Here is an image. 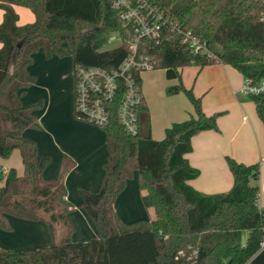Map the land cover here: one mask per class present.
I'll list each match as a JSON object with an SVG mask.
<instances>
[{
  "label": "trees",
  "instance_id": "1",
  "mask_svg": "<svg viewBox=\"0 0 264 264\" xmlns=\"http://www.w3.org/2000/svg\"><path fill=\"white\" fill-rule=\"evenodd\" d=\"M112 2L0 0V157L7 158L17 149L23 166L21 174L15 167L0 172V227L10 228L8 216L41 219L52 238L39 249L0 247V264H112L115 238H130V248L147 251L135 239L141 233L152 239L151 264H264V249L259 247L264 233V208L258 205L259 163L226 157L233 185L225 193L205 194L187 183L199 174L185 157L192 149L191 137L202 130L218 131L221 112L207 115L201 97L183 85L178 72L190 65L201 68L223 63L243 79L259 83L264 76V0H154L173 22L205 45V51L194 52L175 30H167L160 42H139V52L151 57L153 69H163L168 79L179 78L166 92H184L192 112L167 127L161 140H155L142 96L138 131L129 134L116 114L125 88L124 81H118L109 121L102 126L108 154L101 187L97 192L80 191V207L93 220L98 235L87 241L71 240L73 226L67 214L73 206L66 199L63 177L56 181L42 178L49 159L41 158L34 141L22 135L26 128H39L34 114L37 104H22L18 92L35 81L27 67L38 49L47 56H63L68 54L67 44L73 67L117 69L130 44L125 40L118 47L102 49L112 31L123 30ZM15 5L29 8L34 21L19 25ZM137 83L141 86V78ZM246 97L253 101L264 125V92ZM134 173L144 191L142 202L154 209V217L125 224L114 210V201ZM244 231L247 236L242 241Z\"/></svg>",
  "mask_w": 264,
  "mask_h": 264
},
{
  "label": "crops",
  "instance_id": "2",
  "mask_svg": "<svg viewBox=\"0 0 264 264\" xmlns=\"http://www.w3.org/2000/svg\"><path fill=\"white\" fill-rule=\"evenodd\" d=\"M14 10L24 17L21 21L18 15L19 25L31 23L35 19L34 14L30 18L25 10L17 5L14 6ZM2 18L3 11L0 9V22ZM181 75L184 85L191 88L196 96L201 97L202 109L207 115L221 112L217 118L218 131L202 130L191 137L192 149L185 157L199 174L187 183L205 194L225 193L233 185L226 157L245 164L257 162L260 164L258 205L264 208V125L256 113L253 101L242 99L241 95L236 94L243 84V76L230 65L223 63L201 68L186 66L181 68ZM67 81L65 88L62 89L67 98L61 101L59 90L54 88L50 79L45 80L43 108L38 113L34 111L39 128L34 129L37 132L31 130L33 128H26L22 135L34 141L41 158L49 159L42 169V178L45 181H56L63 177L66 199L71 205L73 202V207L67 214L73 226L71 240L87 241L95 238L98 233L93 220L80 207V191L97 192L100 189L108 151L104 130L75 118L71 100V96L74 99V77L71 80L68 74ZM176 99L181 104L173 107L163 106L161 114H156L152 109V100L151 108L146 103L150 135L153 139L161 140L167 127L173 122L187 119L192 112L191 104L183 98ZM19 100L25 104L21 95ZM158 116L160 125H156ZM12 153L15 160L19 159L21 162L19 151L15 149ZM9 167L14 166L0 165L4 174ZM19 167L15 168L21 174L22 163ZM134 179L133 177L130 182L127 181L114 201V210L125 224L149 221L154 217V209L144 206L142 202L144 191L139 189L137 177ZM13 217L15 216L7 217L10 226L8 230L0 227V247L14 251L39 249L52 242L46 221L43 225L39 222L41 219L33 221ZM246 236L247 231H244L242 241ZM135 237L136 240L142 241L147 251L139 252L130 248L128 246L130 238H121L122 240L115 238L111 246L112 264H151V237L148 233H141Z\"/></svg>",
  "mask_w": 264,
  "mask_h": 264
},
{
  "label": "built area",
  "instance_id": "3",
  "mask_svg": "<svg viewBox=\"0 0 264 264\" xmlns=\"http://www.w3.org/2000/svg\"><path fill=\"white\" fill-rule=\"evenodd\" d=\"M112 7L123 30L112 31L106 44H112L113 48L127 40L130 44L129 53L122 59L118 68L112 71L96 65H77L73 68L75 116L79 120L100 127L106 125L110 117V104L116 96L118 81L122 79L125 88L117 107V118L125 132L136 134L138 112L143 96L137 78H141V72L154 68L151 57L139 52L140 40L150 39L160 42L167 30H175L181 33L183 43L194 52L205 51V45L200 43L190 31L181 29L173 22L167 12L154 0H113ZM261 20L264 22V11ZM262 92H264V76L256 84L244 79L236 94L246 96ZM0 172L4 174L1 168ZM259 247L264 249V233L259 241Z\"/></svg>",
  "mask_w": 264,
  "mask_h": 264
},
{
  "label": "rangeland",
  "instance_id": "4",
  "mask_svg": "<svg viewBox=\"0 0 264 264\" xmlns=\"http://www.w3.org/2000/svg\"><path fill=\"white\" fill-rule=\"evenodd\" d=\"M19 8L20 9L22 8L23 11L25 10V12L30 16V18L33 17V13L31 12L29 8L24 7V6H19ZM16 13L19 15L20 20L23 21L24 19L23 15L19 14L18 12ZM26 23H29V22H26ZM112 46H113L112 44H106L104 46V49L112 48ZM65 47H66L68 54H65L63 56H58V55L47 56L42 49L37 50L33 54V61L29 65L28 71L32 76H34L35 81L29 87L19 90L18 95L22 96V101L25 104H29V103L37 104L36 113H38L43 108V104H44L43 103V100H44L43 85H46L44 84L46 83L45 82L46 79H50L54 88L56 90H59L58 95L61 96L60 97L61 101H65L67 98L62 89L65 88L66 83L68 82L67 81L68 74L70 76V79L71 80L73 79V68L74 67H73L72 57L70 54L69 47L67 44H65ZM178 72L181 77V82L184 85V79L182 78V75H181V69H179ZM140 77H141V91L144 96V99L149 106H150V101L152 100L153 102L152 109L154 110V112H156V114H161V110L163 106L167 105L169 107L170 106L173 107V105L174 106L180 105L181 102L178 99H176L177 97L183 98L185 101H187V103L190 104V101L184 92H179L176 94H168L166 92V89L168 86L179 83V78H173V79L166 78L163 69L157 67L152 70L143 71L141 72ZM241 96H242L241 97L242 99L249 100L246 96H243V95ZM71 100H72V111L75 115L73 96H71ZM85 123H88V122H85ZM88 124H91L92 126H96L99 129L103 130L102 127L98 125H95L92 123H88ZM156 125H160V116H158L156 120ZM34 129H38V128L31 129L37 132V130H34ZM12 154L13 153H11L7 158L0 157V165H4V167H8L9 165H12L14 167L21 166L20 160L18 159L16 161L15 158L13 157L14 155L12 156ZM20 168L21 167H19V170ZM133 177L135 178L134 180H136V173H134ZM133 177L130 178L128 182H130L133 179ZM71 203L73 205V202ZM13 218L20 219L18 217H13ZM23 220H27V219H23ZM39 222L43 225L46 224L44 223L45 220H40ZM74 241H80V240H74ZM20 250H23V249H20Z\"/></svg>",
  "mask_w": 264,
  "mask_h": 264
}]
</instances>
